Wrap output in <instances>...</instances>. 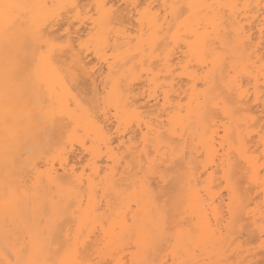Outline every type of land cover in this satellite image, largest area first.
I'll use <instances>...</instances> for the list:
<instances>
[{
	"label": "snow or ice",
	"instance_id": "6c2138e0",
	"mask_svg": "<svg viewBox=\"0 0 264 264\" xmlns=\"http://www.w3.org/2000/svg\"><path fill=\"white\" fill-rule=\"evenodd\" d=\"M0 264H264V0H0Z\"/></svg>",
	"mask_w": 264,
	"mask_h": 264
},
{
	"label": "bare ground",
	"instance_id": "6f19581e",
	"mask_svg": "<svg viewBox=\"0 0 264 264\" xmlns=\"http://www.w3.org/2000/svg\"><path fill=\"white\" fill-rule=\"evenodd\" d=\"M210 2H231V3H259V0H210ZM245 19L248 20L247 27L251 29V35L255 36L256 38V43H259V37H260V32H259V18L255 15L251 17H245ZM108 162L105 159L104 164L106 165Z\"/></svg>",
	"mask_w": 264,
	"mask_h": 264
}]
</instances>
